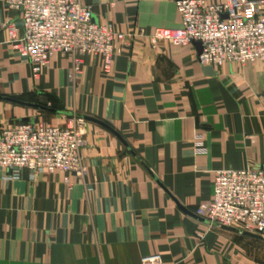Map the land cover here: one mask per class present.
Here are the masks:
<instances>
[{
    "label": "crops",
    "instance_id": "1",
    "mask_svg": "<svg viewBox=\"0 0 264 264\" xmlns=\"http://www.w3.org/2000/svg\"><path fill=\"white\" fill-rule=\"evenodd\" d=\"M4 1L0 96L53 112L0 100V125L37 124L31 109L61 117L57 126L81 118L86 175L82 184L60 172L0 179V264H140L154 254L163 264H264L240 234L194 214L215 171L264 168V62L214 67L198 63L194 44L151 48L155 28L180 27L174 0H82L92 22L131 46L115 43L108 72L85 56L73 74L59 54L34 80L2 30L10 21L22 36Z\"/></svg>",
    "mask_w": 264,
    "mask_h": 264
},
{
    "label": "built area",
    "instance_id": "2",
    "mask_svg": "<svg viewBox=\"0 0 264 264\" xmlns=\"http://www.w3.org/2000/svg\"><path fill=\"white\" fill-rule=\"evenodd\" d=\"M7 9L19 14L17 26L5 22L11 47L38 79L55 55L72 58L73 74L80 71L81 59L95 56L108 72L115 55V43L128 48L129 36L110 24L92 22L91 8L82 0H5ZM179 14L177 29L155 28L148 36L151 48L159 42L174 47L200 43V65L220 67L225 63L249 65L264 62V0H174ZM225 16V18H222ZM83 120L71 117L64 126L20 122L0 128V179L17 180L27 171L37 174L73 175L82 184L86 175L80 149L84 144ZM200 149V145H199ZM201 150V149H200ZM68 183V178H64ZM194 214L219 227H229L264 238V168L214 172L212 195L200 203ZM140 264H163L158 254L144 256Z\"/></svg>",
    "mask_w": 264,
    "mask_h": 264
},
{
    "label": "rangeland",
    "instance_id": "3",
    "mask_svg": "<svg viewBox=\"0 0 264 264\" xmlns=\"http://www.w3.org/2000/svg\"><path fill=\"white\" fill-rule=\"evenodd\" d=\"M31 100H33V99H31ZM12 106L20 107L22 109L25 108L23 106L15 105V104H12ZM31 110H29V111L32 112L33 121L38 122V123L51 124V125L54 124L55 125V124H58L56 122V119H58V118L62 119L61 117L55 116L54 114H51L48 112H42V111L35 110V109H31ZM16 124H17V121L14 120V121H9V122H4L3 124L0 125V127L1 128L2 127H13ZM239 239L244 242V244H245L244 246L246 248V251L249 252V254H251V256L257 255L261 259H264V241L256 240V239H252V238H248V237H242L241 235H239Z\"/></svg>",
    "mask_w": 264,
    "mask_h": 264
},
{
    "label": "water",
    "instance_id": "4",
    "mask_svg": "<svg viewBox=\"0 0 264 264\" xmlns=\"http://www.w3.org/2000/svg\"><path fill=\"white\" fill-rule=\"evenodd\" d=\"M222 18H225V16H223ZM193 44H194L195 47H196L197 54H200V52H201V45H200V43L195 42V43H193ZM29 106H30V107H34V108H37V109H41V110H45V111L47 110V111H51V112H53V110H49V109H47V108H45V107H43V106H40V105L29 104ZM54 112H55V111H54ZM23 120L26 121L27 119H23ZM195 217L198 218V219H200V220H203V219L197 217L196 215H195ZM221 228L224 229V230H227V231H229V232H233V233H236V234H240V235H242V236H244V237H248V238H252V239H256V240L264 241V238H261L260 236H257V235H253V234L246 233V232H241V231H239V230H236V229H233V228H229V227H221Z\"/></svg>",
    "mask_w": 264,
    "mask_h": 264
},
{
    "label": "trees",
    "instance_id": "5",
    "mask_svg": "<svg viewBox=\"0 0 264 264\" xmlns=\"http://www.w3.org/2000/svg\"><path fill=\"white\" fill-rule=\"evenodd\" d=\"M0 100H4V101L10 102V103L15 104V105H20V106H29V104H31V103H26L23 99H21L19 97H2V96H0ZM21 122L23 123L24 121H21Z\"/></svg>",
    "mask_w": 264,
    "mask_h": 264
}]
</instances>
